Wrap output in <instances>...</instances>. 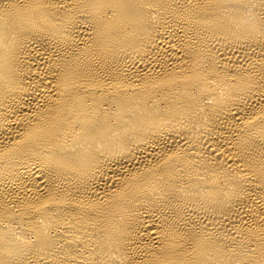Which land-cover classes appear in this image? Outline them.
<instances>
[{
    "label": "bare ground",
    "instance_id": "1",
    "mask_svg": "<svg viewBox=\"0 0 264 264\" xmlns=\"http://www.w3.org/2000/svg\"><path fill=\"white\" fill-rule=\"evenodd\" d=\"M0 264H264V0H0Z\"/></svg>",
    "mask_w": 264,
    "mask_h": 264
}]
</instances>
